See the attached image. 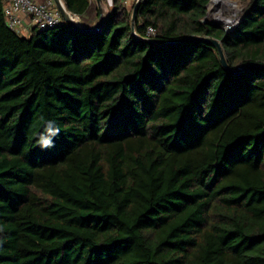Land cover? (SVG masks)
Instances as JSON below:
<instances>
[{"label":"trees","instance_id":"16d2710c","mask_svg":"<svg viewBox=\"0 0 264 264\" xmlns=\"http://www.w3.org/2000/svg\"><path fill=\"white\" fill-rule=\"evenodd\" d=\"M209 2L25 34L0 0V264H264V0L229 32Z\"/></svg>","mask_w":264,"mask_h":264},{"label":"built area","instance_id":"2783aa9c","mask_svg":"<svg viewBox=\"0 0 264 264\" xmlns=\"http://www.w3.org/2000/svg\"><path fill=\"white\" fill-rule=\"evenodd\" d=\"M138 1V0H137ZM8 26L19 32L54 28L65 21L55 0H3ZM146 38L156 35V28L149 26Z\"/></svg>","mask_w":264,"mask_h":264},{"label":"water","instance_id":"95a60500","mask_svg":"<svg viewBox=\"0 0 264 264\" xmlns=\"http://www.w3.org/2000/svg\"><path fill=\"white\" fill-rule=\"evenodd\" d=\"M55 1L57 3V6L59 7L64 19H65V21L78 30H82V31H86V32H97L101 29L102 25L104 24V22L106 20V17L104 15L103 8H102V0H97L100 11H101V15H100L98 21L91 26H88L81 21H76L75 19H73L72 14H75V13H73L67 9L63 0H55ZM138 2H139V0H138ZM210 2H211V0H210ZM210 2L208 3L207 7L209 6ZM137 7H138V3L136 4L135 9L133 11V20H135V17H136ZM75 15H77V14H75ZM243 17H244V15L241 16V20L243 19ZM203 21L206 23H214V24L219 22L218 20L211 22L208 19L207 15L203 18ZM226 30L231 31V30H233V28L232 29L226 28ZM187 39L188 40L198 39L200 41H207V42L211 43L212 45H214L218 49L219 57H220L222 63L224 64V66L228 70H230L231 72H234V73H240L241 72V70L243 68L242 66H240L239 68H232L229 65V63L227 61L225 49H224L223 44H222V41L219 40L218 38L204 36V37H187L185 40H187Z\"/></svg>","mask_w":264,"mask_h":264},{"label":"rangeland","instance_id":"374dc122","mask_svg":"<svg viewBox=\"0 0 264 264\" xmlns=\"http://www.w3.org/2000/svg\"><path fill=\"white\" fill-rule=\"evenodd\" d=\"M136 0H128V3L129 5H132ZM96 3L92 6L91 10H90V17H82V16H79L80 17V21L87 24V22L89 23L90 22V25L88 26H91L93 24H95L98 19L95 18L96 15V6L99 7L98 5V2L95 1ZM248 3H249V0H239V5L241 7V10L239 13L237 14H234V13H229V12H226V15L227 16H232L234 21L229 23V24H225L224 22H218L219 24H221L223 26V28H228V29H234L241 21V16L244 15V13L246 12V9H247V6H248ZM113 6V1L112 0H105L104 2L102 1V8H103V12L104 14H107L109 11H110V8ZM210 11H209V6H208V12H207V17L208 19L213 22L215 21L212 17H210ZM93 14V16H92ZM229 31V30H228ZM27 34V33H25Z\"/></svg>","mask_w":264,"mask_h":264},{"label":"bare ground","instance_id":"6f19581e","mask_svg":"<svg viewBox=\"0 0 264 264\" xmlns=\"http://www.w3.org/2000/svg\"><path fill=\"white\" fill-rule=\"evenodd\" d=\"M241 10L239 0H211L209 4L210 17L219 22L229 24L234 21L232 16H227L226 12L237 14ZM73 19L80 21L78 15L72 14Z\"/></svg>","mask_w":264,"mask_h":264},{"label":"crops","instance_id":"0c3cea01","mask_svg":"<svg viewBox=\"0 0 264 264\" xmlns=\"http://www.w3.org/2000/svg\"><path fill=\"white\" fill-rule=\"evenodd\" d=\"M90 10H91V9H90ZM90 14H91V13H90V11H89V15H90ZM89 15H88V16H89ZM88 16H87V17H88ZM92 16H93V14H92ZM89 17H90V16H89ZM95 18L97 19V17H96V16H95Z\"/></svg>","mask_w":264,"mask_h":264}]
</instances>
